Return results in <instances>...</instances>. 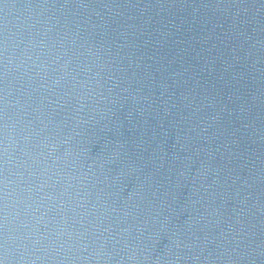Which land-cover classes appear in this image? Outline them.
<instances>
[{"label": "water", "instance_id": "1", "mask_svg": "<svg viewBox=\"0 0 264 264\" xmlns=\"http://www.w3.org/2000/svg\"><path fill=\"white\" fill-rule=\"evenodd\" d=\"M2 264H264V0H0Z\"/></svg>", "mask_w": 264, "mask_h": 264}, {"label": "snow or ice", "instance_id": "2", "mask_svg": "<svg viewBox=\"0 0 264 264\" xmlns=\"http://www.w3.org/2000/svg\"><path fill=\"white\" fill-rule=\"evenodd\" d=\"M0 114H2V110H0ZM0 228H2V226H0ZM2 248H3V245L0 244V249H2ZM0 264H2V261H0Z\"/></svg>", "mask_w": 264, "mask_h": 264}]
</instances>
